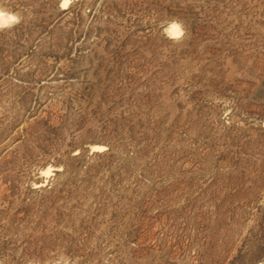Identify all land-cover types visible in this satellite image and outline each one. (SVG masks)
<instances>
[{"label":"rangeland","instance_id":"rangeland-1","mask_svg":"<svg viewBox=\"0 0 264 264\" xmlns=\"http://www.w3.org/2000/svg\"><path fill=\"white\" fill-rule=\"evenodd\" d=\"M0 3V264H264V0Z\"/></svg>","mask_w":264,"mask_h":264},{"label":"clouds","instance_id":"clouds-1","mask_svg":"<svg viewBox=\"0 0 264 264\" xmlns=\"http://www.w3.org/2000/svg\"><path fill=\"white\" fill-rule=\"evenodd\" d=\"M22 20L23 16L21 14L9 10L0 3V30L11 29L21 23ZM164 31L169 39L177 43L181 42L188 34L184 21L179 18L169 21ZM57 264H68V261L61 258V261H58Z\"/></svg>","mask_w":264,"mask_h":264}]
</instances>
